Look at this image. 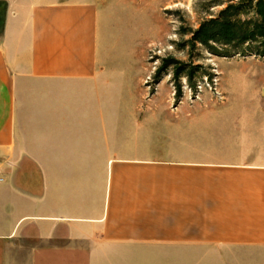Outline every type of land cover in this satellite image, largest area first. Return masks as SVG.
I'll use <instances>...</instances> for the list:
<instances>
[{
	"label": "crops",
	"instance_id": "1",
	"mask_svg": "<svg viewBox=\"0 0 264 264\" xmlns=\"http://www.w3.org/2000/svg\"><path fill=\"white\" fill-rule=\"evenodd\" d=\"M105 73L94 0H0V264H264V154L134 157Z\"/></svg>",
	"mask_w": 264,
	"mask_h": 264
},
{
	"label": "rangeland",
	"instance_id": "2",
	"mask_svg": "<svg viewBox=\"0 0 264 264\" xmlns=\"http://www.w3.org/2000/svg\"><path fill=\"white\" fill-rule=\"evenodd\" d=\"M94 2L103 81L112 85L103 97H117L103 111L117 113L119 147L140 159L197 164L264 154L263 47L195 40L230 5L252 18L247 0Z\"/></svg>",
	"mask_w": 264,
	"mask_h": 264
},
{
	"label": "trees",
	"instance_id": "3",
	"mask_svg": "<svg viewBox=\"0 0 264 264\" xmlns=\"http://www.w3.org/2000/svg\"><path fill=\"white\" fill-rule=\"evenodd\" d=\"M253 9V17L241 18L242 6L230 5L221 17L202 25L195 34V40L208 44L221 41L229 45L259 43L264 49V0H247Z\"/></svg>",
	"mask_w": 264,
	"mask_h": 264
},
{
	"label": "built area",
	"instance_id": "4",
	"mask_svg": "<svg viewBox=\"0 0 264 264\" xmlns=\"http://www.w3.org/2000/svg\"><path fill=\"white\" fill-rule=\"evenodd\" d=\"M2 181V179H0V182Z\"/></svg>",
	"mask_w": 264,
	"mask_h": 264
}]
</instances>
